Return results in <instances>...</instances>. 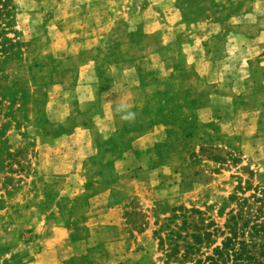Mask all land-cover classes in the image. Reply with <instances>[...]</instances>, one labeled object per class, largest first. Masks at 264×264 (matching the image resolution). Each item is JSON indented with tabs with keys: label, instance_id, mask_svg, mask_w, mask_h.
Returning <instances> with one entry per match:
<instances>
[{
	"label": "rangeland",
	"instance_id": "374dc122",
	"mask_svg": "<svg viewBox=\"0 0 264 264\" xmlns=\"http://www.w3.org/2000/svg\"><path fill=\"white\" fill-rule=\"evenodd\" d=\"M13 1L25 42L15 69L40 105L5 132L20 152L0 169V264H175L155 235L177 230L181 217L164 226L173 207L221 226L238 178L264 175V0ZM114 159L115 226L100 203L109 191L72 220L59 212L86 183L73 168ZM68 230L97 241L69 257L57 246Z\"/></svg>",
	"mask_w": 264,
	"mask_h": 264
},
{
	"label": "trees",
	"instance_id": "16d2710c",
	"mask_svg": "<svg viewBox=\"0 0 264 264\" xmlns=\"http://www.w3.org/2000/svg\"><path fill=\"white\" fill-rule=\"evenodd\" d=\"M17 10L13 0H0V115L9 117L0 126V169L5 167L6 158L14 157L20 152V148L9 143L5 135L12 122L15 123L13 127L16 131L20 132L21 122L17 118V112L29 111L28 101L40 105L38 96L25 88V79L20 77L15 69L17 66H23L22 54L25 44L21 39L22 33L15 29ZM8 34H12L13 37H9ZM31 68L32 66H29V71ZM32 76L31 73L28 79L33 78ZM43 114L46 116L45 111ZM23 119L29 120L27 113L22 114ZM42 121L40 125L42 131L49 132L45 127L49 122L47 117ZM20 135L26 137L28 134L24 131ZM104 166L105 163L102 167ZM248 172L249 177L245 180L238 178L233 191L222 200L218 209L219 216H224L221 226H217L212 219H205L204 213L197 208L173 207L164 226L181 217L180 224L176 225L177 230L170 229L165 238L155 232L161 246L170 238L172 247L170 251L165 252L167 260L172 258L175 264H264V175L251 170ZM101 173L102 171H99L97 174ZM256 175L258 180L254 184L252 179ZM95 183L97 182L88 180L83 189L90 190L91 194L76 196L69 205L68 197L61 196L65 203L63 205L58 203L59 212L65 216L67 214L69 217L74 216L78 206L86 205L87 198L100 190L99 183L96 185ZM190 215L192 218L188 220ZM64 225L68 226L67 223ZM188 226L191 227L190 231L182 234L181 231L188 229ZM177 240L183 242L182 246Z\"/></svg>",
	"mask_w": 264,
	"mask_h": 264
},
{
	"label": "crops",
	"instance_id": "0c3cea01",
	"mask_svg": "<svg viewBox=\"0 0 264 264\" xmlns=\"http://www.w3.org/2000/svg\"><path fill=\"white\" fill-rule=\"evenodd\" d=\"M71 132H69V133L68 132L67 133L64 132L62 135L63 136H68V134L70 135ZM62 135H60L59 138L63 137ZM121 155L123 157H125V156L128 155V153H126V152L124 153L123 152ZM115 164L116 163H115V159H114V160H112V162L105 163L104 169L102 168V165L99 167V169H95V168L93 169L92 163H90V162L87 163L86 161L85 162L84 161H81L80 162V165H79V169H74V168L72 169V170H77V171H79V170L81 171L82 170L81 171V174L83 175V177L85 179V182H87L88 180L89 181L93 180V182H97L96 180H98V183L99 184L98 183H95V185L98 184L100 186L101 185V182H103L105 184H108L107 185V188L106 187H104V188L103 187L102 188L100 187V190L98 192H96L95 194L90 195L87 198V205H89V204H95V201L98 199V196H99L100 193H102L103 191H109V195H106V197L107 196H109V197L108 198H105L104 197L103 201L100 202V203H103L104 206H105V211H107V214L105 216L108 215L109 216V219H110V220H107L105 222H107V224H110V225H114V224H117L118 223V220H119V214H118V212L121 210V207H120L121 204L124 203V200H122V199H116L115 197L113 198V196H114L113 187L117 186L116 185V182L118 181L117 175H116V173L114 171V168L116 166ZM106 169H107V171H106ZM136 169H137V171H142V169H144V168L143 167H140V165H137ZM63 170H64V172H69L71 169H66V168L64 169L63 168ZM132 170L133 169L131 168L130 165H126L125 166V171H132ZM99 171H102V173L101 174H97ZM105 172H108V173L110 172L111 174H115V175H111L109 178H106L105 177ZM100 177H102V178L100 179ZM102 189H104V190H102ZM84 193L91 194V191L90 190L89 191H84V189H82L80 191V193L77 194V195H75L74 197L79 196V195L84 194ZM74 197H71L70 198L72 201L70 200L68 202V205L71 204V202L73 203V198ZM74 216H78V213H75ZM74 216L70 217V219L72 220L73 218H76ZM56 229L59 230V231H62V230L66 231L67 230V227H65V226H59L58 225V227ZM68 232H69V234L65 235L66 236L65 237L66 239L64 240V237H62L60 239V244H57V246H59L60 248L63 247L65 249H66V246H67V248L72 252L69 255V257L74 256L76 254V252H77V250L70 249V247H69L70 245L71 246H74V248H75V246H77V247H80V246L83 247V250L82 251L79 250V252H82V253L85 254V253H88V249L91 246V243L89 244V242L92 241V243H95V241H97L96 237H93V236H90L89 238H86V239L85 238L84 239H82V238L73 239L71 237V235H70L71 230H68ZM67 237H69V238H67ZM72 239H73V241H72ZM66 243H68V245H65ZM61 258L67 259L68 256L61 257Z\"/></svg>",
	"mask_w": 264,
	"mask_h": 264
}]
</instances>
